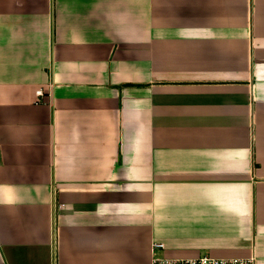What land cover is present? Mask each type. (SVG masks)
<instances>
[{"label":"crops","instance_id":"obj_1","mask_svg":"<svg viewBox=\"0 0 264 264\" xmlns=\"http://www.w3.org/2000/svg\"><path fill=\"white\" fill-rule=\"evenodd\" d=\"M204 254L264 264V0H0V264Z\"/></svg>","mask_w":264,"mask_h":264},{"label":"built area","instance_id":"obj_2","mask_svg":"<svg viewBox=\"0 0 264 264\" xmlns=\"http://www.w3.org/2000/svg\"><path fill=\"white\" fill-rule=\"evenodd\" d=\"M38 96H44L42 87L36 91ZM40 99V98H39ZM160 246V243H156ZM151 264H255V258L251 257H219L204 254L196 257H170L154 255Z\"/></svg>","mask_w":264,"mask_h":264}]
</instances>
